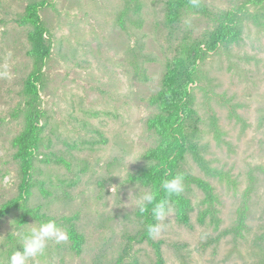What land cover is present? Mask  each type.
Returning <instances> with one entry per match:
<instances>
[{"label": "rangeland", "instance_id": "1", "mask_svg": "<svg viewBox=\"0 0 264 264\" xmlns=\"http://www.w3.org/2000/svg\"><path fill=\"white\" fill-rule=\"evenodd\" d=\"M173 1L0 0V207L26 200L68 234L49 240L28 264H118L121 257L122 264H157L152 244L132 240L140 226L136 201L150 188L129 175L160 143L148 126L159 113L152 98L176 57L184 58L186 73L194 64L199 69L186 100L192 112L182 113L185 132L209 144L207 157L227 176H206L187 154L193 171L216 189L221 223L215 227L209 215L200 221L204 194L191 185L192 227L174 211L155 236L163 241V264H264V0L248 8L237 41L200 60L192 47L217 28L219 13L244 0H198L205 12L186 7L169 23ZM34 2H44L50 55L39 61L44 129L28 176L13 142L31 125L24 90L36 60L29 54L31 26L20 20ZM212 118L221 127L219 142ZM22 213L16 206L0 220V264L21 249L17 232L41 223L29 216L20 225ZM239 213L246 216L241 232ZM64 218L81 237L79 251Z\"/></svg>", "mask_w": 264, "mask_h": 264}, {"label": "trees", "instance_id": "2", "mask_svg": "<svg viewBox=\"0 0 264 264\" xmlns=\"http://www.w3.org/2000/svg\"><path fill=\"white\" fill-rule=\"evenodd\" d=\"M263 0H244L238 8L227 10L224 13H219L215 20L218 22L217 28L209 37L201 39L195 44L190 52H193L195 60L201 59L205 52L213 51L222 45H229L240 38L242 32V21L248 8L254 4L261 3ZM170 6L169 15L166 17L169 23L175 22L181 14V11L186 7H196L199 12H205V8L198 0H175ZM44 6V2H34L28 5L20 22L25 25H30L29 40L31 49L29 54L35 58L36 65L30 74L26 85L25 94L30 97L28 105L33 110L31 117V125L29 129L22 131L16 136L13 144L16 147L15 158H17L22 166L25 175L31 174L34 169V160L39 152L44 129L40 125L38 119L41 111L37 107V102L40 99V91L43 86L44 72L43 67L39 65L40 60H45L50 55V47L47 44L48 27L42 21L40 9ZM184 41L182 50L187 51L188 45ZM199 72L198 66L193 65V68L186 73L184 69V58L176 57L173 59L170 68L168 69L164 80L162 90L152 98V102L159 106V113L148 120L149 129L154 130L160 137V143L149 149L145 153L147 163L141 166L134 173H130L129 180L137 182L142 186L149 187L150 192L158 193L159 199H165L166 196L160 188L164 179H170L177 174H184L185 191L179 197H171V205L176 213L177 221L181 224L192 227L189 211L192 209L191 199L187 197V192L191 185H195L204 194L202 204L205 205L201 209L200 221L205 222L204 218L209 215L210 221L217 227L221 223L219 213L216 209L218 202V194L213 184L203 176L196 174L191 168L188 158L197 165V167L210 177L223 179L227 176L224 169L214 165L212 160L207 157L209 144L199 143V140L187 135L185 132L183 111L192 112L187 103L189 93V85L194 82L193 76ZM35 109V110H34ZM29 112V111H28ZM211 130L215 139L219 142L222 140L221 127L217 119L211 120ZM190 156V157H189ZM29 176V175H28ZM30 179V178H29ZM28 194V193H27ZM19 206L23 210L21 215L20 225L29 221L28 217L32 216L38 222H46L55 220L57 225L59 220L52 216L43 213L40 208L31 207L25 200L24 203L20 199H14L0 207V220L7 215L13 207ZM248 209V205L244 208ZM246 209V211H247ZM246 211H243L246 213ZM139 218V229L132 236L133 241H147L156 249L158 257L157 264H163L162 240H156L155 237L149 236L146 232L147 224H154L157 221L151 214V210L141 215L137 211ZM246 216L239 213L240 225L235 231H240L245 226ZM72 218H64L68 226L69 234L75 240L74 246L79 251L81 247V237L77 232L75 224L70 221ZM241 232V231H240ZM123 257L120 258L118 264H122Z\"/></svg>", "mask_w": 264, "mask_h": 264}, {"label": "clouds", "instance_id": "3", "mask_svg": "<svg viewBox=\"0 0 264 264\" xmlns=\"http://www.w3.org/2000/svg\"><path fill=\"white\" fill-rule=\"evenodd\" d=\"M184 180L182 173L170 179H164L160 188L166 196L165 199H159L156 192H145L136 201V208L141 215L150 207L151 214L157 221L146 225V232L149 236H158L166 230L167 222L174 213L170 198L179 197L185 191ZM16 235L19 237L21 249L13 251L10 264H28L30 259L45 252L49 240L54 239L56 242H61L68 239V234L57 226L55 220L41 222L26 232L20 229Z\"/></svg>", "mask_w": 264, "mask_h": 264}]
</instances>
